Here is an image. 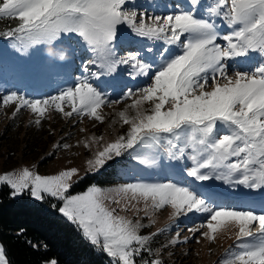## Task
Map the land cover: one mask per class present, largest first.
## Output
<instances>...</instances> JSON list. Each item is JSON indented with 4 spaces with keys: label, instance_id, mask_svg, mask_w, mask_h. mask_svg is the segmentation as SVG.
<instances>
[{
    "label": "snow or ice",
    "instance_id": "obj_1",
    "mask_svg": "<svg viewBox=\"0 0 264 264\" xmlns=\"http://www.w3.org/2000/svg\"><path fill=\"white\" fill-rule=\"evenodd\" d=\"M126 3L0 0V20L17 21L15 27L0 32V37L9 39L17 51L26 53L36 46L69 41L91 53L83 69L86 75L74 87L47 99H28L12 92L0 104H14L13 116L27 109L37 126L51 111L103 124L102 107L122 101L108 100L89 79L129 65L133 78L145 77L146 81L138 90L123 93V100L131 103L112 121V125H127V130L87 159L85 173L106 171L125 154L151 168L158 158L137 153L143 148L163 149L170 161L191 162L187 176L194 181L215 179L230 186L264 189V0H213L211 4L187 0L180 11L147 20L125 10ZM217 19L227 27V34H220ZM121 27L126 31L121 32ZM133 36L163 41L169 47L154 50L149 46L150 58L142 57L141 51L117 57V48ZM227 61H238L239 70L230 74ZM88 65L99 71H90ZM101 140L103 136L91 137L92 143ZM83 146L89 148L90 144ZM81 179L76 167L54 175H40L24 167L0 175V186L11 189L13 197L27 191L37 201L45 195L55 198L60 204L53 207L76 226L86 242L106 254L107 264H137L142 251L151 254L146 246L159 234L142 235L141 229L150 224L119 213L143 211L152 222L165 209L170 210V220L189 213L206 214L189 231L200 232L209 243L231 232L236 243L221 264H264V200L245 208L225 205L195 185L176 182H131L108 188L91 185L71 194L70 188ZM141 203L142 209L138 207ZM178 236L164 247L175 246ZM0 264H8L2 248ZM143 264L163 262L151 259Z\"/></svg>",
    "mask_w": 264,
    "mask_h": 264
},
{
    "label": "rangeland",
    "instance_id": "obj_2",
    "mask_svg": "<svg viewBox=\"0 0 264 264\" xmlns=\"http://www.w3.org/2000/svg\"><path fill=\"white\" fill-rule=\"evenodd\" d=\"M203 2L211 4L213 0H203ZM185 4L187 0H127L125 10L135 11L137 17L144 15L147 20L156 15L174 14L181 10L180 5ZM10 23L11 27H15L17 21L10 20ZM217 24L221 35L228 33L229 30L222 21L217 19ZM120 30L124 32L126 28L121 27ZM218 42L224 43L222 40ZM132 45L139 49L131 48L132 50L123 51ZM149 46L154 50L169 47L163 41H149L133 36L129 43L117 48V57L141 51L142 57L150 58L153 54L148 52ZM90 58L91 53L69 41L55 42L51 46H36L22 53L11 46L9 39L2 37L0 39V100L4 95L12 92L24 95L28 99H47L52 95H58L61 90L74 87L77 79L86 75L83 69ZM156 59L158 61L159 57ZM226 63L230 74L239 70L240 65L237 66L236 62L227 61ZM88 67L90 71H99L94 66L88 65ZM131 71L129 65H119L117 71L111 75L89 79L93 87L105 94L108 100L122 101L113 104L112 107H102V114L105 117L103 124L89 120L87 117L81 120L75 115L66 118L51 111L37 126L34 123L35 116L27 109H22L13 116L14 104L6 107L0 104V175L17 172L24 167L40 175H54L61 170L76 167L82 179L70 188L69 191L73 195L81 193L91 185L108 188L131 182H176L184 186L195 185L202 193H205L204 188L207 186L206 193L211 192L212 195L215 189L220 188L221 192L232 196L251 194L257 196L255 198L261 196L259 194L264 189H248L243 185L230 186L215 179L204 182L194 181L192 177L187 176V170L192 166L191 162L170 161L166 158L163 149L152 151L143 148L137 153L141 156L158 158L157 164L151 168L139 165L132 157L125 154L118 158L121 161L119 164H113L106 171L98 174L85 173L87 159L103 144L110 142L117 135L124 134L127 130V125L123 127L119 123L112 125V121L118 120L115 114L122 110L126 103H131V101L123 100V93L138 90L146 81L145 77L133 78ZM93 136H103V140L99 144L92 143ZM85 142L90 144L89 148L83 146ZM65 144L70 147L65 149L63 147ZM86 179H92V181L85 184L81 190H72ZM24 193L31 200L39 202L31 196L30 192ZM45 197L60 204L55 198L47 195ZM138 207L142 209L143 204L141 203ZM169 212V209L157 212L152 217V222L145 217L143 211L137 213L135 210H130L119 213L133 220L139 219L144 225L150 224L141 229L142 235L159 233L152 237L146 246L151 248V254L142 251L141 255L136 257L137 264H143L145 260L151 259H160L163 264H221L228 250L234 247L236 241L231 232L219 235L214 242L209 243L201 237L200 232L193 234L189 231L203 222L206 214L189 213L187 216L181 215L176 220H170ZM177 233H179V242L175 246L164 247L170 240L177 238ZM198 239L200 243L196 242ZM49 262L43 264H49Z\"/></svg>",
    "mask_w": 264,
    "mask_h": 264
},
{
    "label": "trees",
    "instance_id": "obj_3",
    "mask_svg": "<svg viewBox=\"0 0 264 264\" xmlns=\"http://www.w3.org/2000/svg\"><path fill=\"white\" fill-rule=\"evenodd\" d=\"M11 27L10 20L0 22V32ZM2 37H0L1 39ZM92 179L72 190L78 191ZM49 197L31 200L25 193L11 195L0 186V246L8 264H107L108 258L86 242L81 233L58 211Z\"/></svg>",
    "mask_w": 264,
    "mask_h": 264
},
{
    "label": "bare ground",
    "instance_id": "obj_4",
    "mask_svg": "<svg viewBox=\"0 0 264 264\" xmlns=\"http://www.w3.org/2000/svg\"><path fill=\"white\" fill-rule=\"evenodd\" d=\"M221 33V32H220ZM207 189H208V187H206ZM216 191L213 193V195L216 197V199L218 200V201H220V202H223V201H225V200H227V199H229L230 201L234 198V197H232V196H227V195H225L224 193L222 194L220 191V189H215ZM211 193V192H210ZM230 195V194H229ZM234 195V194H233ZM258 195V194H257ZM260 195H264V194H260ZM225 196H227V199H225ZM255 197H257V196H254V198ZM254 198H243V202H245V205H247V206H249V205H251V204H249V203H252L254 206H255V204L256 205H259L260 203L258 202V201H256V199H254ZM233 202H235L236 201V199H233L232 200ZM237 201H239V200H237ZM249 203H248V202ZM232 202V203H233ZM240 202V201H239ZM256 210H259V208L257 207V208H255Z\"/></svg>",
    "mask_w": 264,
    "mask_h": 264
}]
</instances>
